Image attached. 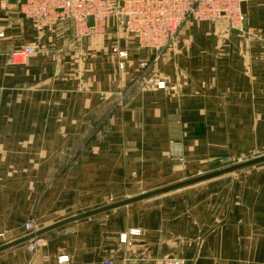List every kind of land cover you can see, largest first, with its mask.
<instances>
[{
    "label": "crops",
    "instance_id": "crops-1",
    "mask_svg": "<svg viewBox=\"0 0 264 264\" xmlns=\"http://www.w3.org/2000/svg\"><path fill=\"white\" fill-rule=\"evenodd\" d=\"M17 1L0 0V247L27 222L42 229L218 171V157L264 153V0H242V32L187 22L144 79L138 63L153 53L118 18L83 38L69 22L38 32ZM30 44L35 54H15ZM41 238L0 264H264V165Z\"/></svg>",
    "mask_w": 264,
    "mask_h": 264
},
{
    "label": "built area",
    "instance_id": "built-area-1",
    "mask_svg": "<svg viewBox=\"0 0 264 264\" xmlns=\"http://www.w3.org/2000/svg\"><path fill=\"white\" fill-rule=\"evenodd\" d=\"M4 2L8 0H3ZM242 0H120L114 10L108 0H24L17 1L19 12L32 20L36 31H43L60 23L71 21L77 37H87L90 31L101 32L105 22L111 17L121 18L125 32L134 37L140 50L153 53L152 60L139 63V68H151L155 62L174 46L179 29L189 21L216 23L224 20L230 30L242 32L244 16ZM92 17L93 27L87 26V18ZM124 19H126L124 21ZM116 52V49H113ZM37 52L35 45L24 46L19 54L25 59ZM126 58L125 52H118ZM122 68V66H120ZM162 82L156 83L163 89ZM24 230L29 234L37 230L35 223L27 222ZM138 234L132 231L131 235ZM41 237L30 240L27 250L33 253L42 247ZM57 264H70L69 258L61 255ZM102 264H111L104 262ZM167 264H182L171 259Z\"/></svg>",
    "mask_w": 264,
    "mask_h": 264
},
{
    "label": "water",
    "instance_id": "water-1",
    "mask_svg": "<svg viewBox=\"0 0 264 264\" xmlns=\"http://www.w3.org/2000/svg\"><path fill=\"white\" fill-rule=\"evenodd\" d=\"M241 10H242V13L245 12V5H244L243 2L241 3ZM125 20L126 19H124V21ZM86 21H87V26L88 27H93V19H92V17H88ZM263 163H264V156H260V157L254 158V159H250V160H247V161L232 165L230 167H226V168L220 169V170L215 171L213 173H209V174H206V175H203V176L192 178V179H189V180H186V181H183V182H180V183H177V184L165 187V188H161V189H158V190H155V191H151V192H148V193H145V194H142V195H138V196L130 198V199L122 200V201H119V202H116V203L101 207L99 209H96V210H93V211H89V212H86V213H83V214H80V215L65 219L63 221L54 223V224H52V225H50L48 227L39 229L35 233L29 234V235L25 236L24 238L18 239L16 241H13V242H10V243H8L6 245L1 246L0 247V253L5 251V250H7V249H9V248L14 247V246H17L19 244H22V243H25L27 241H30V240H32L34 238L41 237L43 234H45V233H47L49 231H52L54 229H57L59 227H62L64 225H66V224H69V223H72V222H76L78 220H82V219H85V218L93 217V216H96V215H99V214H102V213H105V212H109V211H112V210H118V209H120L122 207H126L128 205H131V204H134V203H137V202H140V201H144V200H147V199H150V198L161 196V195H164L166 193L173 192V191H176V190H179V189H183V188L192 186L194 184H197V183H200V182H203V181H206V180H210V179H213V178H216V177H219V176L227 175V174H230V173H236V172L244 170L246 168H250V167H253V166H256V165H259V164H263Z\"/></svg>",
    "mask_w": 264,
    "mask_h": 264
},
{
    "label": "rangeland",
    "instance_id": "rangeland-1",
    "mask_svg": "<svg viewBox=\"0 0 264 264\" xmlns=\"http://www.w3.org/2000/svg\"><path fill=\"white\" fill-rule=\"evenodd\" d=\"M119 4H120V0H119ZM118 4V5H119ZM114 9V8H113ZM118 9V7L116 8V10ZM115 10V9H114ZM21 14V13H20ZM22 15V14H21ZM23 16V15H22ZM24 17V16H23ZM110 19V18H109ZM109 19H107V21L109 20ZM118 20H120L121 21V18H118ZM32 21V20H31ZM107 21L105 22V25H106V23H107ZM69 23H71L72 24V27H73V33H74V36H75V38H80V37H77L76 36V32H75V27H74V25H73V23L71 22V21H68ZM122 22V21H121ZM33 23V22H32ZM124 22H122V24H123ZM105 25H104V27H105ZM186 24H184L180 29H179V31L177 32V36L179 35V33L182 31V28L185 26ZM123 26H124V24H123ZM35 28V27H34ZM53 28V27H52ZM49 29H51V28H49ZM36 30V29H35ZM103 30H104V28H103ZM44 31V30H43ZM125 31V30H124ZM38 32H40V31H38ZM126 33V32H125ZM127 34V33H126ZM128 35V34H127ZM130 36V35H129ZM177 36H176V38H177ZM81 38H83V37H81ZM176 38H175V40H174V43H175V41H176ZM30 45H34V44H30ZM25 46H28V45H25ZM24 47V46H23ZM139 49V48H138ZM140 50V49H139ZM172 50V49H171ZM170 50V51H171ZM170 51H168V52H170ZM19 52L20 51H18L17 53H15V54H17V55H19L23 60H25V59H27V58H23L20 54H19ZM167 53V52H166ZM119 56V55H118ZM121 59H124V58H122V57H120ZM141 62H147V61H145V60H142V61H140L139 63H141ZM139 63H138V69H139V77H138V79H144L149 73H150V71H152V69L151 68H139ZM154 65V64H153ZM120 66H122V64L121 65H119V68L120 69H122ZM155 87H156V83H155ZM157 89V88H156ZM159 90V89H158ZM264 155V153H262V154H259V155H250V156H222V157H218V158H216V159H214V161H212V163H213V165H214V169H212V170H215V169H222V168H226V167H230V166H232V165H235V164H238V163H241V162H244V161H247V160H250V159H254V158H257V157H260V156H263ZM260 165H264V163L263 164H259V165H256V166H260ZM256 166H253V167H256ZM246 170V169H245ZM245 170H242V171H245ZM200 174L202 175V173H198L197 175L198 176H200ZM191 178V177H190ZM179 182H181V181H179Z\"/></svg>",
    "mask_w": 264,
    "mask_h": 264
}]
</instances>
